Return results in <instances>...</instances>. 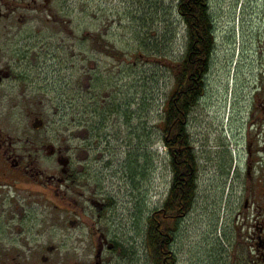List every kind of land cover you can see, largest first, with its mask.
Wrapping results in <instances>:
<instances>
[{
	"label": "rangeland",
	"instance_id": "rangeland-1",
	"mask_svg": "<svg viewBox=\"0 0 264 264\" xmlns=\"http://www.w3.org/2000/svg\"><path fill=\"white\" fill-rule=\"evenodd\" d=\"M179 2L67 0L61 18L71 22L70 30L55 39L54 32L42 37L54 53L43 61V67L61 68L60 59H55L57 50L71 44L72 50L64 57H69L72 74L76 63V72L79 69L81 73L79 104L75 105L74 85H36L33 89L35 97L38 92L50 96V109L54 94L61 97V114L51 121L46 116L49 127L44 135L49 145L61 147L60 137L64 136L76 159V148L85 144L87 128L97 123L108 137L93 143L95 155L92 152L87 159L93 185L112 202L105 231L122 248L118 264H153L146 245L147 221L162 209L171 188L172 173L159 124L174 91L173 67L187 47ZM210 11L216 49L204 96L188 120L198 156L199 188L191 213L176 233L173 251L178 264H225L230 261V244L239 242L245 233L231 215L238 208L236 198L230 196L234 166L226 168L222 161L226 149L235 145L237 100L248 97L259 71L264 0H210ZM87 36L98 44L91 47ZM101 74L102 84L97 82ZM92 85H97L96 89ZM99 92L113 103L112 117L105 115L108 120L103 121L98 115L80 121L76 110L91 105ZM143 155L150 156V162L141 169ZM78 157L86 162L81 154ZM49 168H53L52 163ZM49 199L48 210L42 215L34 206V232L43 231L41 238L55 243L65 235L72 245L80 234L70 229L69 221L74 219L79 199L65 213L54 209L58 201L52 195Z\"/></svg>",
	"mask_w": 264,
	"mask_h": 264
},
{
	"label": "flooded vegetation",
	"instance_id": "flooded-vegetation-1",
	"mask_svg": "<svg viewBox=\"0 0 264 264\" xmlns=\"http://www.w3.org/2000/svg\"><path fill=\"white\" fill-rule=\"evenodd\" d=\"M66 6L67 0H0V264H118L122 253L105 231L112 202L93 185L88 159L78 157L83 145L77 146L75 159L64 136L61 147H54L44 135L46 116L56 120L62 112L59 93L52 109L50 96L33 94L36 85H74L75 105L81 102L80 70L76 72V63L72 74L69 57H64L71 44L57 50L61 68L43 67L54 54L43 35L54 32L55 39L70 30L71 22L61 18ZM260 58L248 97H239L235 105V145L226 149L222 161L226 168L234 166L230 196L238 208L231 215L245 232L230 244L225 264H264V43ZM49 195L58 201L54 209L63 213L79 199L69 221L80 234L72 245L65 235L55 243L41 238L43 231L34 232V206L44 214Z\"/></svg>",
	"mask_w": 264,
	"mask_h": 264
},
{
	"label": "trees",
	"instance_id": "trees-1",
	"mask_svg": "<svg viewBox=\"0 0 264 264\" xmlns=\"http://www.w3.org/2000/svg\"><path fill=\"white\" fill-rule=\"evenodd\" d=\"M178 13L186 29L187 47L182 60L173 67L174 91L159 124L161 143L166 149L172 182L162 209L153 212L147 221L146 245L153 264H177L173 251L176 233L197 200L199 163L191 142L188 120L204 96L206 78L210 73L216 49L210 0H180ZM87 37L91 47H94L92 37ZM97 82L104 83L102 74L97 78ZM92 86L95 89L97 87ZM113 108V103L99 92L94 96L91 105L80 108L81 113L83 110L80 121L91 116L95 119L98 115L100 120L107 121L108 117H112ZM105 115L108 116L107 119H104ZM86 123L90 124L89 121ZM100 129L95 123L91 129L87 128L84 132L85 144H82L81 152L78 150L84 157L90 158L92 152L95 155L94 142L98 144L108 139ZM140 160L142 169L145 167L143 164H149L150 156H140Z\"/></svg>",
	"mask_w": 264,
	"mask_h": 264
}]
</instances>
